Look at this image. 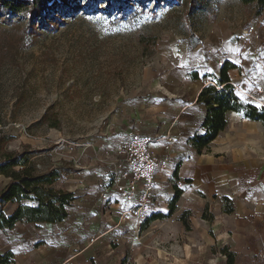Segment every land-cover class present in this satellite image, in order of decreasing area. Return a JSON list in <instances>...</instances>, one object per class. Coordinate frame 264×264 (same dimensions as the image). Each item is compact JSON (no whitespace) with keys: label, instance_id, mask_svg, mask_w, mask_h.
I'll list each match as a JSON object with an SVG mask.
<instances>
[{"label":"rangeland","instance_id":"374dc122","mask_svg":"<svg viewBox=\"0 0 264 264\" xmlns=\"http://www.w3.org/2000/svg\"><path fill=\"white\" fill-rule=\"evenodd\" d=\"M139 2L117 4L105 14L103 0H78L82 8L59 15L58 24L51 21L60 13L54 9L50 26L38 30L35 40L22 38L24 22L17 27L0 22V158L5 152L27 153L34 174L60 169L55 189L75 198L69 227L88 211L111 217L94 221L101 224L97 231L77 228L71 236L73 242L96 245L89 264H225V246L237 255L236 264H264V219L257 223L254 205L247 204L264 197V164L245 171L229 166L236 176L229 186L198 190L191 173L175 175L172 163L155 175L140 227L120 223L114 196L108 202L97 197L120 178L124 140L135 133L134 125L144 123L148 113L157 117L152 125L159 124L160 109L172 104L176 91L184 93L182 101L192 98L193 74L199 79L203 71L202 79L210 76L212 82L220 70L215 61H264V11L254 3ZM250 25L261 42L243 35ZM259 70L255 63L246 74ZM7 183L0 176V190ZM223 197L233 206L230 215ZM15 207L8 205L6 212ZM154 215L160 218L145 223ZM17 225L0 231V243L14 244L19 264H40L39 257L55 245L60 248L53 260L75 253L62 236L67 225Z\"/></svg>","mask_w":264,"mask_h":264},{"label":"trees","instance_id":"16d2710c","mask_svg":"<svg viewBox=\"0 0 264 264\" xmlns=\"http://www.w3.org/2000/svg\"><path fill=\"white\" fill-rule=\"evenodd\" d=\"M99 0H91L92 4ZM107 8L101 9L103 13L110 14L117 4H127L130 0H103ZM143 5L146 0H139ZM158 2L174 3L178 0H152ZM244 4L254 3L259 11H264V0H240ZM81 5L78 0H0V22L11 27H17L24 22L22 38L35 40L38 30H46L50 26V15L53 10L60 11L53 17V22L60 23L59 15L71 14L79 10ZM21 37V36H20ZM21 40V38H20ZM235 68L234 64L225 63L215 76L212 83L207 84L200 91L196 104L205 108V116L201 122V133L194 135L190 146L195 154L209 148L210 144L225 129L227 114L237 113L244 119L261 123L264 129V112H260L244 103L230 83L228 71ZM193 80L197 75L193 74ZM31 154L5 152L0 158V176L7 178L8 183L0 190V231L12 230L17 224H58L68 219L70 209L75 200L74 194L68 191L55 189V183L60 180L63 173L60 169L53 168L46 172L34 174L29 168ZM177 167L174 174H177ZM178 191L169 206V214L175 211L174 205L179 198ZM229 204L224 210L225 214L233 213V206L227 197L222 198ZM16 207L9 213L8 205ZM160 218L154 215L152 219L145 220L149 223ZM225 257V264H236L237 255L226 246L221 248ZM13 254L7 251L0 254V264H12Z\"/></svg>","mask_w":264,"mask_h":264},{"label":"crops","instance_id":"0c3cea01","mask_svg":"<svg viewBox=\"0 0 264 264\" xmlns=\"http://www.w3.org/2000/svg\"><path fill=\"white\" fill-rule=\"evenodd\" d=\"M262 58L264 57L262 56ZM237 59L239 63H237V60L232 61L230 58L225 59V62L240 65V68H234L228 71V77L233 83H236L242 89H249L252 83L264 82V61L261 62V60L248 58L246 59V65L245 60L239 57ZM255 63L259 64V67H262V71L260 72L259 70V73L252 72L253 76H249L246 72L250 70ZM214 64H216V61ZM203 74L204 72L202 71L199 79L195 80L196 84L193 85L192 98L188 97V100L182 101L184 93H180V91L177 93L176 91V94L173 95L175 97L172 99V104L169 107L160 109L161 112L159 113H161V117L156 120L159 124L152 125L157 117L154 118L151 113H148L144 123L143 121L141 123L138 122L133 127L135 133L154 138L160 136L159 139L155 140L152 146L153 150L159 156H170L171 162L176 165L175 168H178L177 171L179 174L191 173L193 187L198 190L202 187H211L213 189L214 187H212V185L214 183L219 186H229V181L232 182L236 179V176L231 173V167L236 169L240 166L243 167V171H245L264 164V160H262V157H264V129L261 123L244 119L237 113L227 114V125L225 129L210 144L208 149L204 150L200 155L193 153L190 140L194 135L202 132L200 125L205 116L204 106L196 104V100L202 88L210 84V80H212L210 76H205V78L202 79ZM207 74H209V72H207ZM218 75L219 71L215 76ZM240 75L242 76L241 80L239 79ZM141 124L143 125L141 126ZM168 135L172 136V144H168L166 141ZM223 161H225V164H223ZM229 166L231 167L229 168ZM247 204L251 205V207L254 205L257 223L264 219V197L259 199L257 203L249 201ZM77 219H79V221L72 227H69L70 225L68 226V224H70V222L67 221L68 219L62 223L53 225H67V228H63L67 231L62 233V236L71 240L68 246L72 247L75 253L72 254L71 257L53 260L52 256H54L55 251H57L55 249L60 248L55 245V248H51L52 251L48 252L47 257H39L38 262H40V264H89L90 260L94 259L96 245L80 242L78 241L81 240L79 238L75 239L73 242L71 239L74 235L73 232L76 231L77 228L82 229L83 227V230L92 229L97 231L98 226L100 227L101 224L94 223V221L112 219L107 214L101 215L94 211H88L85 215L77 216ZM83 219L86 221L84 222L85 225L82 224L81 220ZM17 227L18 225L11 231L16 230ZM13 245L14 244L8 242L5 244L0 243V254L7 251L12 252L14 254L13 261L19 264L17 259L18 256ZM42 247H46V244L38 246L37 250L42 252L40 251ZM261 248L264 249V240L262 241Z\"/></svg>","mask_w":264,"mask_h":264},{"label":"built area","instance_id":"2783aa9c","mask_svg":"<svg viewBox=\"0 0 264 264\" xmlns=\"http://www.w3.org/2000/svg\"><path fill=\"white\" fill-rule=\"evenodd\" d=\"M246 37H252L255 42H260V33L254 25H250L243 32ZM222 50L226 51L225 48ZM225 61H216V66L221 68ZM240 68V65H235ZM242 75V74H241ZM239 79L241 80L242 76ZM212 83V82H211ZM234 90L244 103L260 112H264V82H255L249 89H242L230 80ZM213 84V83H212ZM168 144H172V136L166 137ZM153 137L132 133L124 140L123 171L111 188H105L98 193L102 202H108L115 197L114 209L119 215L120 223H131L140 227L147 211L148 199L151 194L154 177L158 171L166 170L171 166V157L159 156L152 148ZM94 238L89 240L90 243Z\"/></svg>","mask_w":264,"mask_h":264},{"label":"snow or ice","instance_id":"6c2138e0","mask_svg":"<svg viewBox=\"0 0 264 264\" xmlns=\"http://www.w3.org/2000/svg\"><path fill=\"white\" fill-rule=\"evenodd\" d=\"M238 51V50H237ZM247 58V57H246ZM237 63H239V61H237ZM209 71H211V69H209Z\"/></svg>","mask_w":264,"mask_h":264}]
</instances>
